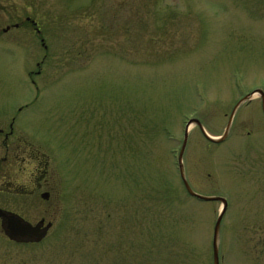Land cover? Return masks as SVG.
Listing matches in <instances>:
<instances>
[{
    "label": "rangeland",
    "instance_id": "obj_1",
    "mask_svg": "<svg viewBox=\"0 0 264 264\" xmlns=\"http://www.w3.org/2000/svg\"><path fill=\"white\" fill-rule=\"evenodd\" d=\"M255 91L264 0H0V129L53 172L49 202L17 169L0 179L2 208L52 223L37 244L0 230V264H212L222 205L188 196L178 155L187 122L220 138ZM181 166L193 193L227 203L221 264H264L258 95L222 143L191 125Z\"/></svg>",
    "mask_w": 264,
    "mask_h": 264
},
{
    "label": "flooded vegetation",
    "instance_id": "obj_2",
    "mask_svg": "<svg viewBox=\"0 0 264 264\" xmlns=\"http://www.w3.org/2000/svg\"><path fill=\"white\" fill-rule=\"evenodd\" d=\"M26 22L29 23L33 28H36V24L34 22L30 21L29 19H26ZM15 28H17V26H15ZM36 32L38 33V31ZM257 92H261L262 95H259ZM253 93L258 95L260 103L262 104L264 102V93L262 91H255ZM3 129H6V126H3L0 129V153L3 154V157L0 158V179H3L4 181L6 179L5 176L8 173H14V177H15V169H17L19 173H22L24 174L25 177L28 176L29 178L26 179L28 181L27 183H29V186H27V188L25 189L26 194L28 193L33 194L35 192L36 193L40 192L41 200L45 202H49L50 196H52L53 193V172L50 166L48 156H46L40 150L31 149V145L29 144V141L27 140L21 141L22 138H17V136L14 133L12 124L8 125V131L5 132ZM1 166L3 167V169H1ZM30 185H33L35 187L32 192L31 190H28L31 189ZM15 192L21 193L20 191H15ZM0 210L15 215L20 219H22V216H20V214L18 215L13 212L12 213L8 212L1 206H0ZM37 224H41L42 228L48 227L47 234L45 236L46 238L49 231L52 228V223L45 224L44 220H41L36 224H30V225L34 226ZM0 230L2 232L1 220H0ZM212 257H213V251H212ZM212 264H214V258H212ZM217 264H221V259L219 258V256L217 259Z\"/></svg>",
    "mask_w": 264,
    "mask_h": 264
},
{
    "label": "water",
    "instance_id": "obj_3",
    "mask_svg": "<svg viewBox=\"0 0 264 264\" xmlns=\"http://www.w3.org/2000/svg\"><path fill=\"white\" fill-rule=\"evenodd\" d=\"M257 93L259 95H262L261 92H257ZM254 94L255 93H252L249 96L245 97L234 107V109H233V111L229 117L226 130H225L223 136L220 138L215 139V138H211V137L207 136L205 131L203 130L201 124L197 120L189 121L186 125L182 149H181L180 154L178 156V170H179V174H180V178H181L183 187H184L186 193L188 194V196H190L191 198L198 200L200 202H219L222 205V209H221L219 216L216 220V223L214 226V232H213L212 248H213L214 264H217V259H218V250H217L218 230L220 227L221 220H222V218L226 212L227 203L222 198H205V197H201V196H199V195H197L191 191V189L189 188V186H188V184H187V182L183 176V170H182V166H181V154H182L183 148L185 146V141L187 139V129L193 124L196 125L200 129L204 138L208 142L213 143V144L222 143L227 138L229 129L231 127L232 120L234 118L235 112L237 111L238 107L241 104H243L245 101H247L248 99L253 97ZM262 106H263V112H264V102L262 103ZM0 220H1V229H2L4 236L9 241L17 243V244H37V243H40L45 238V236L47 234L48 227L42 228L41 224H37L34 226L30 225V224L24 222L19 217L12 215V214H9V213H6V212H3L2 210H0Z\"/></svg>",
    "mask_w": 264,
    "mask_h": 264
}]
</instances>
